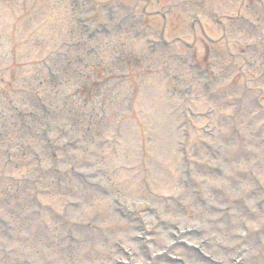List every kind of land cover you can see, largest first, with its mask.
Listing matches in <instances>:
<instances>
[{
    "label": "rangeland",
    "instance_id": "1",
    "mask_svg": "<svg viewBox=\"0 0 264 264\" xmlns=\"http://www.w3.org/2000/svg\"><path fill=\"white\" fill-rule=\"evenodd\" d=\"M193 1L0 0V264H264V0Z\"/></svg>",
    "mask_w": 264,
    "mask_h": 264
}]
</instances>
